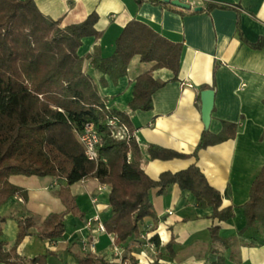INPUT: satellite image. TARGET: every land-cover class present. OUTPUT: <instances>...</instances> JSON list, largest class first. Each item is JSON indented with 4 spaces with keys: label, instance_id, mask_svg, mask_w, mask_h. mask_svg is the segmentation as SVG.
I'll return each mask as SVG.
<instances>
[{
    "label": "crops",
    "instance_id": "crops-1",
    "mask_svg": "<svg viewBox=\"0 0 264 264\" xmlns=\"http://www.w3.org/2000/svg\"><path fill=\"white\" fill-rule=\"evenodd\" d=\"M180 1L190 4L192 13L193 8L204 10L209 4L232 9L178 15L148 3L136 6L132 0H33L43 16L60 21L61 27L80 24L92 13L97 15L95 30L101 37L83 39L78 50L84 60L83 70L95 82L100 74L91 67L88 56L97 47L103 57L110 56L116 38L132 19L148 24L172 42L183 43L177 81H172L173 73L167 69L151 72L154 80L165 83L153 94L151 110L132 112L127 106L133 99L135 79L149 72L153 64L140 63L138 56L131 60L125 77L116 83L106 76L107 86L100 93L108 109L129 115L135 128L131 136L140 147V167L149 178L157 180L161 173H175L195 164L220 193L221 208L233 209V217L226 222L212 220V209L197 208L193 196L177 185L167 187L162 194L150 191L156 221L145 219L141 229L148 238L157 236L161 247L174 241V257L166 255L158 260L162 249H151L134 238L117 245L113 235L97 230V224L87 226L95 217L104 223L111 213L109 187L97 179H86L68 188L82 218L66 214L63 236L41 240L38 232L47 216L65 211L59 192L66 183L53 177L11 176V184L27 191V201L17 195L0 206V218H5L0 222V242L13 243L17 221L33 219L30 236L17 249L21 259L47 254V264H79L78 256L91 254L110 264H132L133 260L136 264L155 260L160 264H215L218 258L225 264H264V227L240 234L246 225L242 207L264 165V45L259 50L251 49L242 38L250 44L264 39V0ZM206 89L214 92L207 130L200 117V93ZM224 122L238 125L235 137L207 147L196 159L149 157L150 146L190 155L204 131L218 135ZM213 224L219 227L218 236L227 241L226 245L211 239L209 229Z\"/></svg>",
    "mask_w": 264,
    "mask_h": 264
},
{
    "label": "trees",
    "instance_id": "trees-1",
    "mask_svg": "<svg viewBox=\"0 0 264 264\" xmlns=\"http://www.w3.org/2000/svg\"><path fill=\"white\" fill-rule=\"evenodd\" d=\"M132 1L136 6L143 3L161 6L178 15L232 9L209 4L204 10L192 13L159 0ZM97 19V15L92 13L80 24L61 27L60 21L43 16L33 0H0V206L17 195L27 201V191L11 184V176L63 180L66 185L59 193L65 211L47 216L38 232L41 240L59 239L64 234L66 214L82 218L69 195V186L81 180L97 179L99 184L109 187L111 216L103 225L106 233L115 237L117 245L134 238L162 249L158 260L166 255L173 258V239L164 247H161L157 236L140 239L141 234L146 236L145 230L141 229L144 220L156 221L150 191L157 190L162 194L167 187L177 185L181 191H188L193 196L197 208H211V219L217 222L231 219L233 209L221 208L220 193L209 185L195 164L175 173H161L157 180L149 178L140 167V147L132 136L126 140H114L108 131L107 122L116 119L128 129L129 134L133 133L135 128L129 115L108 109L106 98L100 92L107 86L106 76L116 83L125 77L131 60L138 56L140 63L153 64L149 72L135 79L133 99L127 106L132 112L151 110L153 94L165 85L154 80L151 72L167 69L173 73L172 81H177L184 45L168 40L144 22L132 19L116 38L110 56L103 57L98 47L88 56L91 67L100 74L98 82H95L83 70L84 60L78 55V50L83 39L101 37L95 30ZM239 26L237 20L238 31ZM242 40L255 50L264 45L262 38L255 44ZM88 123H92L100 135L97 151L105 162L100 160L95 164L84 156L78 134ZM237 129V124L224 122L218 135L204 131L190 155L153 146L148 148V154L151 159L158 160L196 159L198 153L207 147L233 139ZM259 171L250 187L249 199L242 207L246 225L240 234L251 228L264 227V165ZM4 221L5 218H0V222ZM34 225L31 218L17 221L14 242H0V264H47V254L32 260L21 259L17 255L18 247L25 237L30 236ZM218 228L214 224L210 227V237L226 245L227 241L218 236ZM77 259L79 264H110L91 254ZM158 260L151 264H160ZM132 264L136 262L133 260ZM215 264L225 263L218 258Z\"/></svg>",
    "mask_w": 264,
    "mask_h": 264
},
{
    "label": "built area",
    "instance_id": "built-area-1",
    "mask_svg": "<svg viewBox=\"0 0 264 264\" xmlns=\"http://www.w3.org/2000/svg\"><path fill=\"white\" fill-rule=\"evenodd\" d=\"M108 131L110 137L114 140H126L127 138H131V134H129L128 129L119 124L116 119H110L107 122ZM78 141L82 146L84 156L88 161L94 162L95 164H99L98 162L101 160L98 154V147L100 146V135L98 134L95 126L92 123L86 124L81 132L78 134ZM105 162L104 159L101 160ZM97 217L87 222V226H91V223L97 224V230L106 233L103 223L99 221ZM148 237L145 235H140L141 240H146ZM151 249L154 248V245L151 243H147ZM83 250L86 249V246L82 247ZM118 256V254H117ZM125 264V263H124Z\"/></svg>",
    "mask_w": 264,
    "mask_h": 264
},
{
    "label": "water",
    "instance_id": "water-1",
    "mask_svg": "<svg viewBox=\"0 0 264 264\" xmlns=\"http://www.w3.org/2000/svg\"><path fill=\"white\" fill-rule=\"evenodd\" d=\"M164 4L170 5L176 9L182 11H190L192 9L190 4L181 2L180 0H159ZM202 8L196 7L193 8L194 12H200ZM201 99V120L204 126V129L207 130L209 128V124L211 121V113L214 107V92L210 89L203 90L200 93Z\"/></svg>",
    "mask_w": 264,
    "mask_h": 264
}]
</instances>
